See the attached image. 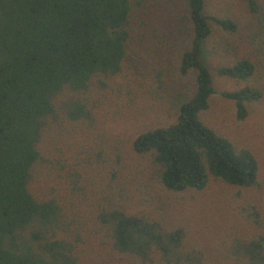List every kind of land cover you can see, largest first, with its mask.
Masks as SVG:
<instances>
[{"label":"trees","instance_id":"trees-1","mask_svg":"<svg viewBox=\"0 0 264 264\" xmlns=\"http://www.w3.org/2000/svg\"><path fill=\"white\" fill-rule=\"evenodd\" d=\"M243 1L264 22L258 0ZM140 6V0H0V264H264V212L257 205L241 208L236 220L197 244L185 221L167 210L133 209L135 197L124 187L131 181H116L127 165L120 148L113 149L105 177L93 161L66 169L60 160L66 133L97 138L107 103L123 97L118 105L137 113L150 105L139 98L155 97L163 87L158 72L132 88L131 19ZM204 6L186 0L189 27L178 73H194L191 95L176 103L173 122L144 125L130 140L135 173L174 194L203 191L211 181L259 187L253 152L200 119L216 93L203 60L212 23L237 30L231 19L206 15ZM255 72L248 57L215 69L237 81ZM220 95L243 120L264 89ZM46 140L56 156L44 152ZM35 183L41 185L36 192Z\"/></svg>","mask_w":264,"mask_h":264},{"label":"rangeland","instance_id":"rangeland-1","mask_svg":"<svg viewBox=\"0 0 264 264\" xmlns=\"http://www.w3.org/2000/svg\"><path fill=\"white\" fill-rule=\"evenodd\" d=\"M141 6L131 19V41L129 45L130 67L132 68V88L140 89L148 75L162 73L163 87L155 89V97L139 98L137 113L127 111L115 100L106 104L96 122L97 138L66 133L59 140L60 160L68 167L77 168L78 161L90 160L97 166L98 177L108 176L112 171L114 148L127 162L116 176V181L130 180L124 186L135 197L133 209L156 207L168 211L171 218L182 219L189 228L197 244L210 239L209 235L221 231L239 214L241 208L257 205L264 212V98L248 106L243 120L236 118L234 102L220 95L222 91H234L244 86L264 89V22L259 15H252L243 0H204V13L223 19H231L237 24L235 32H226L212 23L213 33L204 47L203 60L210 68L213 86L216 91L209 99L208 109L201 113V121L216 133L227 137L236 146L246 147L253 152L259 165V187L239 189L218 181H211L203 191L171 193L158 182L147 176L137 175L133 163L135 156L130 150V140L144 125L169 124L173 122L176 103L189 98L193 90L194 73L181 76L178 63L186 48L189 21L186 0H140ZM264 10V0H258ZM248 57L256 64L254 77L249 81H237L219 77L215 69L233 64L236 60ZM158 97L157 99H155ZM90 151L100 156L93 159ZM44 152L55 155L53 143H44ZM58 155V154H57ZM118 167V164H114ZM81 169V168H80ZM138 177V178H137ZM99 180V179H96ZM40 183L33 190L38 191ZM41 186V185H40ZM89 263L95 264L93 260Z\"/></svg>","mask_w":264,"mask_h":264}]
</instances>
